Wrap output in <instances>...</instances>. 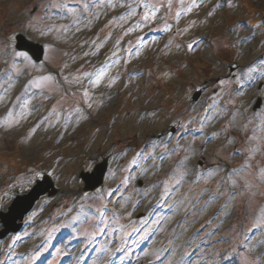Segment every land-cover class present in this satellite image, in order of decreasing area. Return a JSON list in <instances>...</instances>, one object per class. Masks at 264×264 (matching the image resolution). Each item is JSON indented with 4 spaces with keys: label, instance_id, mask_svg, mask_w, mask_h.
Here are the masks:
<instances>
[{
    "label": "rangeland",
    "instance_id": "rangeland-1",
    "mask_svg": "<svg viewBox=\"0 0 264 264\" xmlns=\"http://www.w3.org/2000/svg\"><path fill=\"white\" fill-rule=\"evenodd\" d=\"M216 1L0 0V211L45 173L60 189L41 198L21 232L0 240V264H47L52 246L60 250L48 264H114L109 252L148 243L147 257L162 260L169 243L179 253L184 238L200 243L190 232L210 214L237 219L238 229L262 225L258 248L251 237L248 251L220 261L241 252L238 264L255 262L264 248V0ZM126 6L125 21H107ZM19 32L62 52L51 44L36 63L16 51ZM116 44L114 68H104L105 59L96 79L85 72L90 63L75 66L90 58L97 67L104 54L95 59V49L107 58ZM123 49L131 74L119 60ZM103 159L105 185L84 192L79 173ZM164 206L170 218H159ZM73 233L85 234L79 246ZM27 250L32 255L21 257Z\"/></svg>",
    "mask_w": 264,
    "mask_h": 264
},
{
    "label": "water",
    "instance_id": "water-1",
    "mask_svg": "<svg viewBox=\"0 0 264 264\" xmlns=\"http://www.w3.org/2000/svg\"><path fill=\"white\" fill-rule=\"evenodd\" d=\"M18 48L27 50L32 54V56L36 60H41L43 56V49L40 47L39 50L35 49L33 43L26 41L24 38H19ZM200 96H195L197 100ZM261 105V100L259 101L258 106ZM256 107V108H257ZM108 168V161L105 160L104 162L97 165L95 171L93 173H83V177L86 181V188L85 190H94L98 188L103 182L104 177L107 172ZM53 187V182L49 176H46L44 180L38 181V184L34 187V189L27 195L18 197L14 202L13 206L11 207V211L7 214H3L4 220L7 224L6 230L0 233V238L6 236L10 231H18L22 227V224L16 225V221L18 219H23L25 214L29 212L32 207L35 205L36 201L40 198L42 194L46 192H50V194H54L56 192L55 189L50 190Z\"/></svg>",
    "mask_w": 264,
    "mask_h": 264
},
{
    "label": "snow or ice",
    "instance_id": "snow-or-ice-1",
    "mask_svg": "<svg viewBox=\"0 0 264 264\" xmlns=\"http://www.w3.org/2000/svg\"><path fill=\"white\" fill-rule=\"evenodd\" d=\"M190 48H191V45H190ZM18 55H24V54L23 53H19ZM261 179H264V170L261 171ZM233 183H235V181H233Z\"/></svg>",
    "mask_w": 264,
    "mask_h": 264
}]
</instances>
